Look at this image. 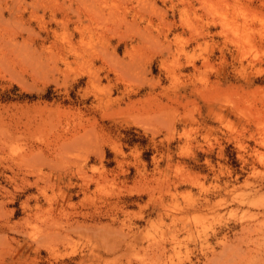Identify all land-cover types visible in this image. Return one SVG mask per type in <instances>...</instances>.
<instances>
[{"label":"rangeland","instance_id":"374dc122","mask_svg":"<svg viewBox=\"0 0 264 264\" xmlns=\"http://www.w3.org/2000/svg\"><path fill=\"white\" fill-rule=\"evenodd\" d=\"M3 124L67 140L55 171L69 210L78 166L102 173L89 191L114 238L93 246L106 264H264V0H0ZM2 186L0 216L18 222L35 188ZM7 234L5 252L24 238ZM88 235L58 251L78 261Z\"/></svg>","mask_w":264,"mask_h":264},{"label":"bare ground","instance_id":"6f19581e","mask_svg":"<svg viewBox=\"0 0 264 264\" xmlns=\"http://www.w3.org/2000/svg\"><path fill=\"white\" fill-rule=\"evenodd\" d=\"M3 125H0V178L2 177L15 190L26 191L35 188V192L25 194V199L20 201L25 210V215L20 218L21 220H18V222L10 221L8 215L0 216V243L4 244L2 241L8 240V232L24 235L21 242L13 236L10 237L18 244L15 248L6 252L0 249V264H20L22 261H30L31 264H70V262L75 264H106L102 259V253L95 251L93 246L100 243L105 248L112 247L114 238L106 235V224L99 220L105 209L103 198L92 197V193L89 191L91 180H93L95 187L100 188L103 180L102 173L99 171L96 173V177L87 176L86 172H83L85 170L82 171L83 166H78L79 173L82 174L80 175V189L83 198L79 207L75 206L69 210L67 206H72L73 202L70 201L71 195L66 190H70L72 183L66 184L64 190L63 186L59 185L62 177L55 171L59 164L67 161L62 153V147H64V142L67 140L60 144L59 139L58 143L61 148H59V145H55L59 149L52 148L53 145L49 141H43L40 144L31 142L32 140L25 142V139L22 138L26 137H22V132L20 134L16 130L12 131ZM90 135V132L85 129L75 136H79L80 139L82 136V139L89 141ZM22 142H24V145L22 144L21 150L11 151L14 149H12V146L15 143ZM62 143L63 146H61ZM86 143L87 141H83V144ZM0 188H2V197H13L14 190L11 193L6 187L2 186ZM84 200H87V202ZM9 202V198L4 201L3 199L0 200L1 213L4 205ZM204 203L202 202L200 206H203ZM56 213L63 214L64 219L58 218ZM164 214L169 215L172 219L174 217L166 211H164ZM158 215L162 217L161 212ZM116 218L117 215L112 213L111 221ZM225 227L229 228V226ZM71 231L78 235L89 234L87 242L90 243L94 238L92 245H87L86 250L82 251L78 261H74L75 259L69 253L68 255L60 254L57 248V242L69 239L68 236ZM218 231H213L210 235H204L203 238L198 233L196 236L208 241L209 238H216ZM43 252H45L44 255Z\"/></svg>","mask_w":264,"mask_h":264}]
</instances>
